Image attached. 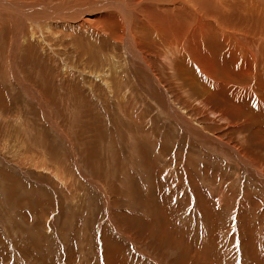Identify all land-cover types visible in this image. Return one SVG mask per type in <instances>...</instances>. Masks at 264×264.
<instances>
[{
    "label": "rangeland",
    "instance_id": "obj_1",
    "mask_svg": "<svg viewBox=\"0 0 264 264\" xmlns=\"http://www.w3.org/2000/svg\"><path fill=\"white\" fill-rule=\"evenodd\" d=\"M26 5L11 8L29 23L28 12L41 13ZM8 21L0 24V264H264V189L243 168L201 152L141 90L142 125L86 79L61 83L55 58L22 49L18 71L41 91L48 117L15 76ZM25 155L60 166L76 184L71 193ZM220 182L233 194L227 208L216 205Z\"/></svg>",
    "mask_w": 264,
    "mask_h": 264
},
{
    "label": "bare ground",
    "instance_id": "obj_2",
    "mask_svg": "<svg viewBox=\"0 0 264 264\" xmlns=\"http://www.w3.org/2000/svg\"><path fill=\"white\" fill-rule=\"evenodd\" d=\"M24 3L41 13L27 11L32 22H24L11 8L15 5L24 11ZM7 19L13 27L8 43L13 47L15 76L48 117L41 91L32 93L33 87L18 71L16 61L22 49L55 58L53 65L61 64L64 73L61 83L67 78L86 79L106 99L107 95L114 98L127 119L142 125L135 97L141 90L150 102L145 105L152 104L159 115L171 119L192 144L199 143L201 152L239 165L253 180L251 185L263 191L264 0H0V24ZM43 84L41 88L46 89ZM28 157L22 159L25 164L50 173L71 193L76 185L70 187L72 176L60 166ZM187 170L196 182L194 172ZM220 183L219 189L215 185L216 205L227 208L233 194L228 193L230 184ZM247 193H253L251 187Z\"/></svg>",
    "mask_w": 264,
    "mask_h": 264
}]
</instances>
